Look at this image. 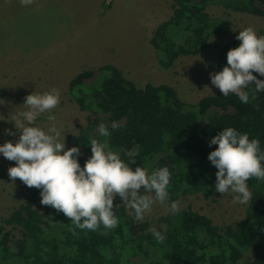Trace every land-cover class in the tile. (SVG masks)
<instances>
[{
  "label": "trees",
  "instance_id": "1",
  "mask_svg": "<svg viewBox=\"0 0 264 264\" xmlns=\"http://www.w3.org/2000/svg\"><path fill=\"white\" fill-rule=\"evenodd\" d=\"M210 5L264 17V0H172L171 16L150 40L162 67L170 69L182 56L205 52L220 37V27L207 13ZM238 44L234 37L220 48L219 71L227 51ZM68 88L80 110L93 116L79 135L68 137L80 148L81 167L91 155L90 138L105 139L97 130L103 123L110 148L133 170L168 167L166 204L217 194V169L207 154L216 147L210 148L208 140L221 129L247 132L264 150V91L253 94L254 85L245 89L250 96L246 104L220 92L190 104L172 86L137 87L119 68L104 65L82 70ZM247 184L252 196L236 224L217 226L191 207L162 215L155 225L139 222L116 197L114 205H121L114 208L117 226L96 230L76 227L63 213L41 204L40 190L33 187L0 225V264H264V180L251 177ZM151 228L163 239L157 241Z\"/></svg>",
  "mask_w": 264,
  "mask_h": 264
},
{
  "label": "rangeland",
  "instance_id": "2",
  "mask_svg": "<svg viewBox=\"0 0 264 264\" xmlns=\"http://www.w3.org/2000/svg\"><path fill=\"white\" fill-rule=\"evenodd\" d=\"M207 13L220 27V37L205 52L182 56L166 69L150 40L158 25L171 16L172 0H34L30 6H22L19 0H0V116L4 117L0 143L18 138L13 123L25 96L56 87L60 102L52 114L61 139L65 133V149L73 147L68 137L79 135L93 119L89 111L80 110L68 88L70 80L84 69L113 65L137 87L169 85L190 104L220 92L209 76L219 71L220 48L249 26L264 35V17L221 5H210ZM47 115L41 114L35 123L47 127ZM5 128L16 135H5ZM14 164L0 155V225L33 188L8 176L7 169ZM232 195L217 192L205 199L195 194L178 202V211L191 207L217 226L236 224L244 218L249 201L233 203ZM170 213L167 204L157 202L139 222L155 225L160 216Z\"/></svg>",
  "mask_w": 264,
  "mask_h": 264
},
{
  "label": "clouds",
  "instance_id": "3",
  "mask_svg": "<svg viewBox=\"0 0 264 264\" xmlns=\"http://www.w3.org/2000/svg\"><path fill=\"white\" fill-rule=\"evenodd\" d=\"M34 0H19L22 6H30ZM235 39L238 46L226 53V65L215 73H209L211 84L222 96L234 94L242 104L249 102V85H254L253 94L264 91V79H258L253 72L264 77V35H257L251 26L239 30ZM60 90L52 87L43 93L26 95L22 110L15 113L14 128L19 132L15 142L0 143V155L14 166L7 169L10 178H19L25 186L40 190V203L63 213L70 222L81 229H106L118 224L116 215L121 205L115 204L118 196L136 221H143L152 206L170 200L168 191L171 173L167 166L149 170L136 166L121 158L119 151H113L107 143L110 136L105 124L98 125V138H90L91 155L83 167L78 162L79 146L65 149L64 134L57 127L52 110L60 102ZM254 98V97H253ZM3 104V103H0ZM47 113V127L35 122L41 114ZM4 117L0 116V120ZM115 127V124H113ZM7 136H15L10 129L3 130ZM216 145L207 154L215 172V191L232 195V202L246 204L252 196L247 181L251 177L264 180V150L260 141L249 138L231 126L221 129L208 140V146ZM167 207L175 213L178 202L172 200ZM154 238L163 239L162 234L151 228Z\"/></svg>",
  "mask_w": 264,
  "mask_h": 264
}]
</instances>
